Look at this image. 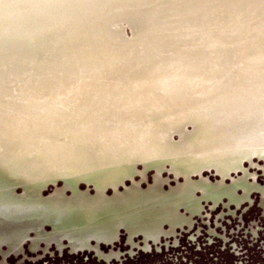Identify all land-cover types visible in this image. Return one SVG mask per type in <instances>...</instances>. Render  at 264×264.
<instances>
[{
	"label": "rangeland",
	"instance_id": "obj_1",
	"mask_svg": "<svg viewBox=\"0 0 264 264\" xmlns=\"http://www.w3.org/2000/svg\"><path fill=\"white\" fill-rule=\"evenodd\" d=\"M19 1L0 0V16L13 6L26 20ZM170 1L112 0L124 14L115 24L132 37L128 12ZM213 24L143 60L106 35L103 56L83 19L74 35L95 61L80 77L2 73L0 264H264V22L244 34ZM69 27L41 31L34 63L57 33L70 44ZM130 168L142 206L86 216L92 186L81 180ZM121 227L131 230L122 236Z\"/></svg>",
	"mask_w": 264,
	"mask_h": 264
},
{
	"label": "bare ground",
	"instance_id": "obj_2",
	"mask_svg": "<svg viewBox=\"0 0 264 264\" xmlns=\"http://www.w3.org/2000/svg\"><path fill=\"white\" fill-rule=\"evenodd\" d=\"M127 1L130 2L128 5L133 6L135 5L133 2L138 0ZM141 1L151 2L152 0ZM19 2L22 3H19V6H23L27 13L26 20L19 13V16H16L17 11L14 14L13 11L17 7L10 6L6 11H1L0 79H2V73L8 75L9 79L17 75L21 76L20 72L26 68L33 69V73L42 68L48 75L57 72L59 75L70 74L80 77L95 61L91 49L86 46L83 34L74 35L83 19L88 22L93 42L99 47L103 56L109 57V53L103 50L108 44L106 35L114 42L126 46L131 44L134 49L138 48V57L143 60L156 55L158 51L172 52L183 31L191 32L204 26L214 28V22H223L226 25L235 24V33L244 34L251 32L249 25L252 26L256 21L264 22V0H175L125 13L128 16L136 17L137 23V29L134 30L133 36L126 37L115 24L124 14L117 10L119 5L113 6L112 0H21ZM116 3L118 4V2ZM10 5L12 4L10 3ZM65 23H70V27L66 31L70 35V44L66 45L61 33H57L52 37L48 58L44 61L40 60L38 64L34 63V58L41 46L39 40L41 31L57 24L63 27ZM159 33L164 34L163 44L157 39ZM206 37L210 47L215 50L218 49L219 44H222L212 33L207 34ZM8 59L10 63L6 67L3 64H6ZM37 65L39 68H35ZM1 94L2 87L0 85ZM196 173L197 171L192 170L190 177L195 178ZM134 174L130 168L127 174L119 178L82 179L81 183L88 182L92 186L87 196H90L93 202L89 206L86 216L102 221L111 218L112 212L123 210L132 204H143L146 197H133L131 195L133 187L127 186V180ZM181 175L184 176V174ZM105 177L103 176V178ZM142 183L139 186H142ZM160 186L161 184L158 182L154 183L150 187V192L146 194H152L153 189ZM199 190L197 189L195 192ZM141 214L144 215V212ZM138 216L140 218L138 220L143 219V216ZM132 218L134 217L129 219ZM130 230L129 227H121L118 232L123 236ZM139 236V234L136 235V238ZM96 242L99 248L104 249L115 243L114 241Z\"/></svg>",
	"mask_w": 264,
	"mask_h": 264
}]
</instances>
